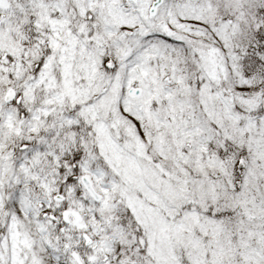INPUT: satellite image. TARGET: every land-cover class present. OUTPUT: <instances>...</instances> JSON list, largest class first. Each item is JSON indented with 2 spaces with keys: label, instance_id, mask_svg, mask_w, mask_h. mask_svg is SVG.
I'll return each mask as SVG.
<instances>
[{
  "label": "snow or ice",
  "instance_id": "obj_1",
  "mask_svg": "<svg viewBox=\"0 0 264 264\" xmlns=\"http://www.w3.org/2000/svg\"><path fill=\"white\" fill-rule=\"evenodd\" d=\"M0 264H264V0H0Z\"/></svg>",
  "mask_w": 264,
  "mask_h": 264
}]
</instances>
